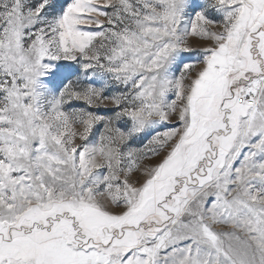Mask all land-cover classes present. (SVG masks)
I'll use <instances>...</instances> for the list:
<instances>
[{
    "label": "snow or ice",
    "instance_id": "6c2138e0",
    "mask_svg": "<svg viewBox=\"0 0 264 264\" xmlns=\"http://www.w3.org/2000/svg\"><path fill=\"white\" fill-rule=\"evenodd\" d=\"M0 264H264V0H0Z\"/></svg>",
    "mask_w": 264,
    "mask_h": 264
}]
</instances>
